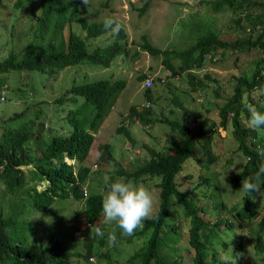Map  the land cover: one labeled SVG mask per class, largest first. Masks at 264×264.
<instances>
[{
	"label": "rangeland",
	"instance_id": "obj_1",
	"mask_svg": "<svg viewBox=\"0 0 264 264\" xmlns=\"http://www.w3.org/2000/svg\"><path fill=\"white\" fill-rule=\"evenodd\" d=\"M258 1L263 2L264 0ZM13 2L14 0H0V56L6 54L7 50H4L10 45L16 50L25 42L30 34L28 26L33 22L30 17L40 11L39 7H35L33 3L14 7ZM142 4L145 8L139 10L138 7ZM79 12L90 21L103 20L105 17H112L119 21L126 33L125 53L115 55L107 67L89 62L69 65L59 70L54 78L25 70H9L1 73L0 118L7 119L13 111H19L21 99L26 101L47 99L46 125L57 130L60 123H63L61 116L66 106L74 107L73 103L64 101L70 93L63 95V91L71 84L96 79L124 80V85L118 90L113 100L114 105L120 113L126 112L132 104H136L138 108L146 105L151 121L149 124L148 122L143 124L142 121L137 122L135 118L136 121L130 124L128 123L129 118L123 115L122 121L126 120L128 123L125 126L132 137V141H128L122 132L114 131L117 121L112 115L107 114L101 124L100 134L94 136L90 145L91 149L81 162L89 167L95 162L97 165L96 168L90 169L82 186L86 188V196L95 193L103 195L102 191L106 192L103 188L105 177L110 178L111 181L131 180L152 191L156 208L159 188L155 183L159 181V175H144L141 180L134 181L117 174L115 169L122 167L129 170L148 158L149 153L143 143L153 145L156 150H167V145L174 144L176 139L174 136H179L180 133L176 126H171L169 121L187 122V126L193 129L200 121L203 126L210 121L217 123L218 108L230 93L228 87V81L232 79L230 74L241 73L250 77L260 53L257 50L226 51L220 61L216 59L219 57L210 58L206 55L202 66L191 69L200 78H203L205 73L209 74V77L204 79V84L195 91L187 84L185 71H182L176 79L168 76L170 71L165 67L163 62L165 57L162 51L150 53L141 48L142 35H145L152 45L160 49L172 48V50L181 49L190 44L207 28L220 30V34H223L224 30L230 31L232 35L234 33L243 35L234 23H229L232 18L236 17L230 9L212 10L204 0H90L87 8L82 3L79 4ZM71 30L84 38L89 49L104 45L112 39L108 32L96 37H85L84 30L76 22L71 23ZM63 34L67 35L66 29ZM168 59L174 67L177 66L179 60L176 56L169 55ZM140 73L151 75L152 78L159 76L168 79V82L152 81L151 87L155 90L151 91L150 96L146 98L143 94L142 80L137 79ZM182 79L184 82H181ZM24 81H27L32 88L25 85ZM170 84H174L177 88ZM3 85L6 86L2 87ZM221 88L225 90V93L216 94L214 92V89ZM56 96L62 97L64 102L53 103ZM259 96V91L254 90L252 101L256 102L260 99ZM147 100L148 105L145 104ZM186 108L188 111H185ZM76 115H81V113H76ZM159 116L167 120H156L155 118ZM247 120L242 116L245 126H247ZM110 142L114 145H109ZM100 143L108 145L101 152L98 147ZM132 145L139 149L138 153L132 151ZM211 149L217 155L208 166H204L200 152L199 161L188 156L174 176L177 187L184 190L192 202H196L203 218H209L212 221L216 217L225 219L220 223L210 225V229L208 227L207 233H210L209 239L214 244L218 260L212 262L206 258V264H223V257L235 260V252H238V249L241 256L237 264H264V247L261 250L255 248V235L253 234L264 200L259 193H254V203L258 214L248 220L234 219L230 213L231 206L236 205L242 196L243 191L240 190L242 180L238 183H231L226 180V176L242 167L244 156L237 148V140L230 125L229 115L226 117L224 127L220 124L211 130ZM103 159L107 161V166L102 170L99 162ZM19 167L24 170L26 176L30 174L29 164ZM204 176L207 177L208 182L202 180ZM261 190L264 191L262 186ZM22 195L21 189H17L16 193L7 192L0 181L2 211H9L10 206L13 211H19L22 214L21 218L27 221L29 226L26 241L28 243L30 241L40 242L42 246L47 244L54 246L59 255H62L64 251L82 249V244L90 241L97 248L108 246L109 249L108 258H97L93 255L95 264H127L125 258L142 245L147 236L142 233L127 241L120 238V236H125L121 235V230L114 223H105L108 232L115 230L117 243L110 246L107 242V245L99 246V238H93L92 230L96 227L95 225L86 222L88 229L83 233H79L75 228L74 216L78 215L80 221L84 223V212L88 211V205L83 200H76L71 196L58 197L45 208H37L27 206L26 199L19 198ZM171 196L173 195L169 196L168 210L162 227L167 229L174 222L177 228L164 232L162 247L166 253L155 255L152 258L155 261L160 257L163 264L173 262L193 264L191 259L193 251L187 242L188 218L183 215V206L179 202L170 201ZM220 202L223 204L222 207ZM226 220L228 224H225ZM102 226L103 223L98 227L102 228ZM262 237L264 242V235ZM83 262L81 256L72 254L68 264H83Z\"/></svg>",
	"mask_w": 264,
	"mask_h": 264
},
{
	"label": "trees",
	"instance_id": "obj_2",
	"mask_svg": "<svg viewBox=\"0 0 264 264\" xmlns=\"http://www.w3.org/2000/svg\"><path fill=\"white\" fill-rule=\"evenodd\" d=\"M204 1L210 5L212 10L227 8L235 13L236 17L232 18L229 23H234L243 35L237 33L232 35L230 31L224 30L223 34H220V30L207 28L193 42L177 50L160 49L152 45L145 35H142L140 44L142 49L150 53L163 52L165 57L163 62L170 71L169 77L177 78L182 71H185L186 82L194 90L203 85L204 79L209 77V74L205 73L203 78H200L191 70L202 66L206 55L210 58L219 57L216 59L220 61L226 51L257 50L260 56L250 77L241 73L230 74L233 79V81L232 79L228 81L230 93L218 108L217 123L210 121L203 126L200 121L193 129L185 122L169 121L171 126H176L180 133L179 136H174L176 138L174 144L167 145V150H156L153 145L143 143L148 150V158L129 170L122 167L115 169L117 174L134 181L141 180L144 175L160 176L159 181L155 183L159 188V200L155 213L158 218L145 220L141 229L125 239L129 241L135 235L147 234L145 243L125 258L127 264H163L160 257L155 261L152 257L162 255L160 245L164 239V232L177 228L174 222L167 229L162 227L170 195H173L176 201L183 206V215L188 218L187 234L188 244L193 251L192 263L206 264V258L212 262L218 260L214 244L209 239L210 233L207 231L210 225H215L225 219L216 217L212 221L209 218H203L198 213L199 207L185 196L184 190L177 187L174 176L188 156L199 161L201 152L204 166H208L216 159L217 154L211 149V130L220 124L224 127L227 115H229L230 125L237 140V148L244 156V162L239 170L227 175L226 180L238 183L243 178L254 176L261 167H264V157L257 152L258 148H264V131L253 130L245 126L242 121V116L247 119L249 117L245 108L247 104L254 105L259 111L264 112V1ZM21 2L22 0H15L14 7L25 4ZM26 3H33L35 7H39L40 11L30 17L33 22L28 26L30 34L25 42L16 50L10 45L4 50H7L6 54L0 56V74L9 70H25L54 78L62 68L80 62L107 67L115 55L126 51V33L123 27L119 36L113 37L110 34L112 37L110 41L92 49L87 47L83 37L71 30V23L76 22L84 30L85 37H96L106 32L103 28L104 19L90 21L80 15L81 0H26ZM144 8L143 4L138 7L139 10ZM64 29L67 35L63 34ZM169 55L178 58L179 62L176 67L169 62ZM145 76L144 73H140L137 79L142 80ZM156 80L168 82L158 76L152 78V81ZM181 82H184L183 79ZM23 83L32 88L27 81ZM123 85L124 80L122 79L113 81L96 79L71 84L63 91V95L70 93L64 101L73 103L74 107L68 106L65 110L61 116L63 123H60L57 130L46 125L47 99L35 101L21 99L19 111H13L7 119L0 118V181L4 189L9 193H16L17 189H21L23 195L19 198L26 199L27 206L37 208H45L58 197L71 196L76 200L84 198L88 211L84 212V223L80 221L78 215L74 216L75 228L79 233H83L88 229L86 222L96 227L103 223L102 229L107 238L108 231L105 229L101 211L103 195L95 193L84 197L81 185L88 176L89 167L81 162L88 153L93 133ZM151 85L143 88L146 98L150 96L151 91L155 90ZM170 85L177 88L174 84ZM254 90L260 93V99L256 102L252 101ZM20 91L24 90L20 89ZM214 92L216 94L225 93V90L223 88L214 89ZM0 98H2L1 92ZM53 101L58 104L64 102L60 96L54 97ZM128 109V116L137 118L139 121H146L150 117L146 105L141 109L130 105ZM76 113H81V115L77 116ZM158 120L166 121L167 119L160 117ZM123 128L119 126L116 131H122ZM107 146L106 143L98 144L100 152ZM65 156L73 158L74 162L65 161ZM21 164L31 166L30 174L26 178L25 172L19 167ZM99 166L102 170L105 169L107 161L103 159L99 162ZM35 179H46L47 184L37 189L33 182ZM261 179L264 180V175ZM202 180L208 182L205 176ZM103 186L106 189V184ZM261 186L264 188V184ZM254 197V193L245 194L243 192L239 202L231 206L232 217L248 220L256 216L258 210ZM220 205L223 206L222 202ZM10 209L4 212L0 207V264H68L72 254L81 256L84 260L83 264H91L88 260L90 254H94L97 258L109 257L108 246L97 248L90 241L82 244L83 251L81 249L64 251L62 255L55 251L54 246L48 244L42 246L40 242L35 241L28 243L26 241L29 228L27 221L21 218L22 214L19 211ZM224 222L228 224L227 220ZM255 228L254 246L257 250H261L264 247L262 237L264 235V204ZM98 244L99 246L107 245V241L99 238ZM235 255L238 260L241 256L239 249ZM172 264L178 263L173 262Z\"/></svg>",
	"mask_w": 264,
	"mask_h": 264
},
{
	"label": "clouds",
	"instance_id": "obj_3",
	"mask_svg": "<svg viewBox=\"0 0 264 264\" xmlns=\"http://www.w3.org/2000/svg\"><path fill=\"white\" fill-rule=\"evenodd\" d=\"M22 2L26 3V0H22ZM81 3L87 8V6L90 3V0H81ZM122 27H123L122 24L112 17H105L103 20L104 30L110 33L113 37L119 36V33L122 30ZM146 76H150V75H146ZM150 77L152 78V76ZM67 108L68 106H66V109ZM245 108L247 109L249 113V118L247 120V126L258 132H261L262 130H264V112L259 111L254 105H251V104L245 105ZM96 131L93 133V138H94ZM132 146L134 147V145ZM90 149H91V146L89 147L88 151ZM138 152H139V149L138 151H136V153ZM257 152L261 157H264V148H258ZM64 160L69 163L74 162L73 158H68L66 156L64 157ZM21 165H27V164H21ZM96 167L97 165L95 162L91 167H89V172L91 168L94 169ZM262 175H264V167H261L255 173L254 176L243 178L241 182L242 187L240 190L243 191L245 194L259 193V195L262 197V200H264V191L261 190V185L264 184V180L261 179ZM25 178H26V174H25ZM36 180H39V181H36ZM33 182L37 189H41L47 184L46 179H35L33 180ZM105 184H106V192L104 193V191H102L103 199H102V207H101L102 215L104 217L103 222H104V225L105 223L106 224L114 223L121 230V235L125 236V237L120 236L121 239L125 240L126 238H128V236L133 235L138 229H141L143 227V222L145 220L158 218L155 215L156 213L155 197L150 189L146 188L145 186L139 185L131 180L116 179L114 181H111L110 178L108 177H105ZM82 185H81V189L85 197L86 188ZM185 196L188 197L186 193H185ZM81 200L84 201V198ZM170 201L172 202L176 201L174 196L170 197ZM194 204L195 206H197L196 202H194ZM200 210L201 209L199 207L198 213ZM87 223H90V222H87ZM92 231H93V238H104L110 246H114L117 243V237H116L115 230L107 233V239L105 237L106 233L101 227H95ZM145 241H146V238H145ZM163 241L164 239L162 240V243L160 245L161 246L160 252L162 254H165L166 251L162 247ZM187 242H188V239H187ZM81 250L83 251L84 247H82ZM93 255L94 254H90L88 256V260L91 264H95L93 261L94 259ZM222 260H223V264H237V258L235 260H230L228 257H223Z\"/></svg>",
	"mask_w": 264,
	"mask_h": 264
},
{
	"label": "crops",
	"instance_id": "obj_4",
	"mask_svg": "<svg viewBox=\"0 0 264 264\" xmlns=\"http://www.w3.org/2000/svg\"><path fill=\"white\" fill-rule=\"evenodd\" d=\"M151 76V75H150ZM159 77V76H158ZM161 78V77H160ZM174 79H176V77H173ZM168 81V79L167 80H165V82H167ZM195 91H196V88L194 89ZM197 93V92H196ZM116 98V97H115ZM196 99H197V97H196ZM147 102H148V100L146 101V103L145 104H147ZM132 105H134V106H136L137 108H138V106L136 105V104H132ZM148 105V104H147ZM129 108V107H128ZM127 108V111L125 112H122V113H120L119 112V110L116 108V106L114 105V101H113V103H112V105L110 106V108H109V110H108V112H107V114H109V116H113L114 118H115V120L117 121V123H116V125H115V127H114V131H116L117 130V128L119 127V126H123L124 128L122 129V131H119V132H122V134L127 138V140L128 141H132V137H131V134H130V132H129V130L126 128V124H128V123H134V121H136L133 117H129L128 116V111H129V109ZM138 109H141V108H138ZM185 111H188L187 110V108H186V110ZM107 114L105 115V117L107 116ZM123 115H124V117H125V115H126V117L127 118H129V122L127 123L126 122V120H123L122 121V118H123ZM105 117L102 119V121L100 122V125H99V127H98V129H97V131H96V133H95V135L94 136H97L98 134H100V129H101V124H102V122H103V120L105 119ZM158 118H160V116L159 117H156L155 119L156 120H158ZM151 121V118L149 117V119H147L146 121H138L137 120V122H141V123H145V122H148V124H149V122ZM123 122V123H122ZM186 123V125H188V123L187 122H185ZM100 138H104V137H100ZM135 141V140H134ZM110 144H113L112 142H110L109 143V145ZM114 145V144H113ZM132 148V151L134 152V153H136V151H138V148H135V147H131Z\"/></svg>",
	"mask_w": 264,
	"mask_h": 264
},
{
	"label": "built area",
	"instance_id": "obj_5",
	"mask_svg": "<svg viewBox=\"0 0 264 264\" xmlns=\"http://www.w3.org/2000/svg\"><path fill=\"white\" fill-rule=\"evenodd\" d=\"M152 84V78L150 76H146L143 80H142V86L143 87H149Z\"/></svg>",
	"mask_w": 264,
	"mask_h": 264
}]
</instances>
